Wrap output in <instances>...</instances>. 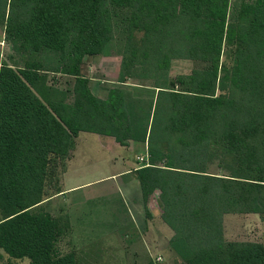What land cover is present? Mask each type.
<instances>
[{
    "label": "trees",
    "instance_id": "16d2710c",
    "mask_svg": "<svg viewBox=\"0 0 264 264\" xmlns=\"http://www.w3.org/2000/svg\"><path fill=\"white\" fill-rule=\"evenodd\" d=\"M231 11L232 0H0L20 57L0 52V251L79 264L59 252L67 226L51 204L91 133L147 146L134 171L144 207L158 195L186 264H264L263 242L224 232L227 215L264 221V0ZM114 55L118 85L100 98L82 66ZM186 61L203 67L173 77Z\"/></svg>",
    "mask_w": 264,
    "mask_h": 264
},
{
    "label": "rangeland",
    "instance_id": "374dc122",
    "mask_svg": "<svg viewBox=\"0 0 264 264\" xmlns=\"http://www.w3.org/2000/svg\"><path fill=\"white\" fill-rule=\"evenodd\" d=\"M246 1L232 0L231 18L238 16ZM0 52L2 61L13 54L20 60L6 41L2 25ZM120 67L119 55L87 57L82 72L91 79L94 92L104 98L111 87L118 85ZM202 67L191 61L175 62L171 74L175 77ZM110 140L90 133L81 134L78 140L70 168L62 176L61 189L65 192L51 204L52 213L62 217L67 226L58 243L59 252H75L79 264H146L149 259L155 264H186L170 248L174 233L162 220L158 195L148 202V210L143 197L135 206L129 196L128 192L134 194L137 187L141 192L134 169L141 166L138 159L146 146L135 143L137 147L124 148L111 145ZM224 232L228 241L264 243V221L259 215L225 216ZM10 260L13 264H30L27 259L12 260L0 251V264Z\"/></svg>",
    "mask_w": 264,
    "mask_h": 264
},
{
    "label": "crops",
    "instance_id": "0c3cea01",
    "mask_svg": "<svg viewBox=\"0 0 264 264\" xmlns=\"http://www.w3.org/2000/svg\"><path fill=\"white\" fill-rule=\"evenodd\" d=\"M113 87H116V86H113ZM113 87H111V88H113ZM93 90V89H92ZM93 92H94V90H93ZM94 94H96L95 92H94ZM98 97H100V98H103L100 94H96ZM105 98V97H104ZM81 134H83V133H81ZM81 134H80V136H81ZM91 134V133H90ZM80 136L78 137V139H77V146H78V140H79V138H80ZM103 137H105V136H103ZM109 138H111V137H109ZM111 139H113V138H111ZM114 140V139H113ZM113 140H110L111 142H109L111 145H112V143H113V145H118L119 147H123V146H121L120 144H118L115 140V142H112ZM133 145H135L136 146V144L135 143H131L130 144V146L129 147H132ZM140 145H143V144H140ZM77 146H76V149H77ZM143 146H146V145H143ZM137 147V146H136ZM124 148H127V147H124ZM76 149H75V151H76ZM145 152L139 157V159L140 158H144V159H146V156H147V146L145 147ZM75 151H73V153H72V157H71V159H68L67 160V169L66 170H68V168H70V162L73 160V158H74V153H75ZM138 159V160H139ZM140 161V160H139ZM140 163H141V161H140ZM138 167H136L134 170H136ZM131 171H126V173L125 174H127V173H130ZM124 174V173H123ZM120 175V174H119ZM119 175H114V177L115 176H119ZM122 175V174H121ZM65 177V176H64ZM64 177H63V179H64ZM72 189H75V188H72ZM72 189H69V190H72ZM64 191V190H63ZM65 192V191H64ZM129 193V196L131 197V200H132V203H133V205H135L136 206V204H140V202H139V200L141 201V199H142V194H141V192H139V189H138V187H137V189L134 191V194H132L130 191L128 192ZM139 207H141V205H139ZM142 208V207H141ZM228 216V215H227ZM225 225H226V223H225ZM233 242H236V241H233ZM244 242H249V241H244ZM250 242H253V241H250Z\"/></svg>",
    "mask_w": 264,
    "mask_h": 264
},
{
    "label": "built area",
    "instance_id": "2783aa9c",
    "mask_svg": "<svg viewBox=\"0 0 264 264\" xmlns=\"http://www.w3.org/2000/svg\"><path fill=\"white\" fill-rule=\"evenodd\" d=\"M139 160L142 162V161H144V158H140Z\"/></svg>",
    "mask_w": 264,
    "mask_h": 264
}]
</instances>
